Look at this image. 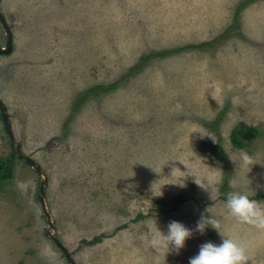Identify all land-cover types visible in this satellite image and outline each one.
<instances>
[{"label":"rangeland","instance_id":"obj_1","mask_svg":"<svg viewBox=\"0 0 264 264\" xmlns=\"http://www.w3.org/2000/svg\"><path fill=\"white\" fill-rule=\"evenodd\" d=\"M0 12L12 33L0 100L45 172L51 234L75 264H189L218 231L246 246V264H264V230L225 206L228 192L264 196V0H0ZM239 125L261 133L243 151L230 142ZM11 150L0 120V157ZM38 188L16 159L0 184V264H69L46 235ZM202 216L217 230L196 231ZM173 220L193 234L164 259L150 240Z\"/></svg>","mask_w":264,"mask_h":264},{"label":"clouds","instance_id":"obj_2","mask_svg":"<svg viewBox=\"0 0 264 264\" xmlns=\"http://www.w3.org/2000/svg\"><path fill=\"white\" fill-rule=\"evenodd\" d=\"M249 161L250 157L247 153L242 152L240 154L241 166L247 165ZM210 195L213 196L212 193ZM225 206L228 214L236 221L251 224L257 229L264 230V205L258 200L250 198L246 192H228ZM208 225L217 230L215 223L209 221L206 216H202L196 223V231L203 234ZM218 233L221 237L220 242L207 241L202 243L198 252L189 258V264H246L248 259L246 246L231 236H227L220 231ZM192 234V229L187 228L179 221L173 220L168 223L166 233L159 229L153 232L150 243L156 252L162 254L165 259L170 252L179 254L180 250L184 248L186 240ZM157 264H160V262L157 261Z\"/></svg>","mask_w":264,"mask_h":264},{"label":"trees","instance_id":"obj_3","mask_svg":"<svg viewBox=\"0 0 264 264\" xmlns=\"http://www.w3.org/2000/svg\"><path fill=\"white\" fill-rule=\"evenodd\" d=\"M234 22L235 24L238 22L237 16L235 17ZM166 54H169V53H157L156 57H163ZM150 58H151L150 56L142 58L141 63H145L149 61ZM138 67L139 66H136V68ZM116 86H117V83L111 84L109 86L97 85V86L90 88L89 90L85 91L84 93H82L76 98L74 105H73V110L74 111L79 110L89 97H99L102 94H107L113 91L116 88ZM0 120H1V116H0ZM260 136H261V133L259 132L257 128L239 125V126H235L232 129L230 133V142L234 149L238 151H243L246 149L248 142L256 140ZM16 159L18 160L13 150H11L8 156L0 157V184L8 183L12 180ZM253 199L258 200V201L264 200V196L256 195L253 197ZM184 202H185V198L183 197V195L181 194L177 195L176 197L171 199V201L169 202L168 204L169 211L170 212L176 211L177 207L183 204ZM157 203L163 204L164 202L162 200H158ZM100 241H101V237L94 238L90 241L81 240L80 245L94 246L100 243Z\"/></svg>","mask_w":264,"mask_h":264},{"label":"water","instance_id":"obj_4","mask_svg":"<svg viewBox=\"0 0 264 264\" xmlns=\"http://www.w3.org/2000/svg\"><path fill=\"white\" fill-rule=\"evenodd\" d=\"M0 25L2 27V30L5 36V45L4 47L0 46V55H7L8 53L11 52V49H12V33L7 24L5 17L3 16L1 12H0ZM0 116H1V121L4 127L6 137L11 145L13 152L17 156L18 160L23 161L27 166H29L39 178L38 201L40 202L43 208V213L45 217L47 218L48 229L46 230V235L49 236L50 239H52L53 242L57 245V247L60 249L63 256L65 257L66 261L69 264H75L74 260L72 259L71 254L51 234V231L53 230L54 227H53L52 222L50 221V215L47 212L46 207H45V187L47 184L45 172L42 170L41 166L38 163H36L33 159H31L29 156H27L22 151L21 145L16 143L12 130H11V124H10L9 115L7 113V108L1 100H0Z\"/></svg>","mask_w":264,"mask_h":264}]
</instances>
